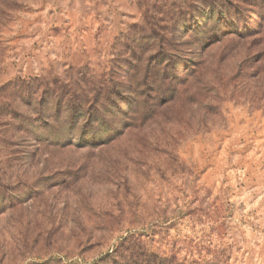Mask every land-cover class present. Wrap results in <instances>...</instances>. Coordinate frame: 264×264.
Here are the masks:
<instances>
[{
  "label": "rangeland",
  "instance_id": "rangeland-1",
  "mask_svg": "<svg viewBox=\"0 0 264 264\" xmlns=\"http://www.w3.org/2000/svg\"><path fill=\"white\" fill-rule=\"evenodd\" d=\"M205 1L0 0V264H264V1Z\"/></svg>",
  "mask_w": 264,
  "mask_h": 264
},
{
  "label": "trees",
  "instance_id": "trees-1",
  "mask_svg": "<svg viewBox=\"0 0 264 264\" xmlns=\"http://www.w3.org/2000/svg\"><path fill=\"white\" fill-rule=\"evenodd\" d=\"M151 1V0H150ZM158 2H162V4H160V7H156V10H159V11H163L164 10V8L166 7V4H167V2L168 1H170L171 2V7H170V9H169V13L170 14H175L176 12H177V8L179 7V6H176L177 4L175 3V2H172V0H157ZM258 1H264V0H206L204 3H206V7H208V9L211 11V14L214 12V11H217L218 12V14L219 13H221L222 14V9H224V10H226L227 12H229V13H237V14H240L241 12H243L244 10H252V11H255V9H256V7H257V2ZM233 9H235V10H233ZM180 10H181V8H180ZM213 20V18H209L208 20H207V25H209L210 23H211V21ZM258 22H259V20H257ZM227 24V23H226ZM258 24V23H257ZM174 25H176L175 24V21H174ZM222 25H224V24H222ZM258 26V25H257ZM176 27H178V26H176ZM213 27V26H212ZM183 28H184V26H183ZM185 30L183 31V33H181V34H179V32L175 35V36H170L168 39H166V38H163V40L164 41H167V42H172V41H174L175 39H176V37H181V38H187V35H188V33H189V31H191V29L192 28H190V27H186V28H184ZM206 32L208 31V29H207V27H206V30H205ZM194 34L193 33H191V34H189V36H193ZM207 36H209L205 41H203L202 42V44L201 45H204V46H210V45H212V44H214V43H219V44H221V42H230V41H233V40H235V38H236V36H237V34L235 35L233 32H232V30H229L227 33H222V34H220V36H216L215 34H213V33H209ZM145 38H147V39H149V37L148 36H145V35H143L142 34V36H141V40H144ZM206 42V43H205ZM183 45H186L185 43H182L181 44V46H183ZM245 45H247V44H245ZM250 46V45H249ZM203 47V46H202ZM187 49H189L188 47H187ZM200 50H202V48H200ZM200 50H199V52H200ZM185 52H187V51H185ZM177 63V64H176ZM175 63V65H173V68H174V70L173 71H175L176 73H178L179 71H180V69L183 71L185 68H181V62H176ZM197 64V63H196ZM196 64H190V66H188L187 68H186V70H188V69H194L195 71H197V68L195 67L196 66ZM193 65V67L194 68H190L191 66ZM193 71V70H192ZM151 72V73H150ZM148 73L149 74H152L153 73V70H151V69H148ZM176 73H174L175 74V76H176ZM242 77H243V75H242ZM232 81V78H230V80H229V82H231ZM236 87H239V82L237 83L236 82V86L234 87V88H236ZM245 86L244 85H242L241 86V88H244ZM177 88H178V86H176L175 85V92L177 91ZM120 99H123V104H124V106H122V103H121V105H117L116 104V106H115V104H112L111 106H110V108H109V110H110V114L111 115H113L114 117H116L119 113H121V110H122V108H121V106L123 107V108H125V107H127L128 109H130L129 107H131V105H133V103H135L136 104V101H133V100H128V98H127V96H124L123 97V95L122 96H120ZM39 104L40 103H45L44 102V100H42L41 98L39 99ZM171 101H168V103H170ZM165 103V102H164ZM163 103V104H164ZM162 104V105H163ZM99 104H94V111H96L97 110V107H99L98 106ZM162 105H160V106H162ZM166 105H167V103H166ZM159 106V107H160ZM114 107H117L116 109H117V111H113V108ZM156 107V106H155ZM115 109V108H114ZM121 109V110H120ZM162 110V109H161ZM70 113L74 116H76V112L74 113L73 111H70ZM74 113V114H73ZM85 115H87L86 117L91 121V122H95V123H97L98 122V118H95L94 117V115H90V114H80L79 116L81 117H84ZM110 115V116H111ZM114 121V120H113ZM121 122H119V124L120 123H124V121H122V120H120ZM115 123V122H114ZM153 263H155L154 261H153ZM155 264H163V262H162V260L161 259H159L158 260V262H156ZM205 264H209V263H205Z\"/></svg>",
  "mask_w": 264,
  "mask_h": 264
}]
</instances>
